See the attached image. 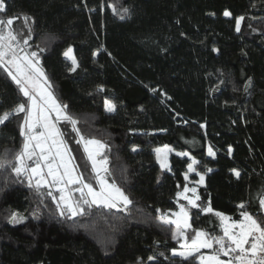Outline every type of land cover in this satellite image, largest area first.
<instances>
[{
	"label": "trees",
	"instance_id": "1",
	"mask_svg": "<svg viewBox=\"0 0 264 264\" xmlns=\"http://www.w3.org/2000/svg\"><path fill=\"white\" fill-rule=\"evenodd\" d=\"M5 2L0 19L20 17L13 27L22 24L29 32L22 17L32 18L29 42L53 95L78 120L85 140L104 145L108 182L131 203L84 206L82 214L61 216L51 197L10 168L0 170V264H199V253L187 260L172 256L176 228L159 219L176 208L190 162L171 153V170L163 169L155 149L164 145L198 161L191 180L205 177L198 203L210 201L214 211L188 208L189 236L195 229L221 235L215 212L239 220L241 202L264 219V0ZM111 5L130 12L120 19ZM225 10L232 15L224 16ZM239 16L245 19L237 32ZM69 47L75 71L64 56ZM26 99L0 69V115ZM106 100L114 111L106 110ZM23 119L21 113L0 126V154L9 150V159L23 143ZM57 127L77 170L95 184L80 136L66 121ZM13 213L24 219L15 223Z\"/></svg>",
	"mask_w": 264,
	"mask_h": 264
},
{
	"label": "snow or ice",
	"instance_id": "2",
	"mask_svg": "<svg viewBox=\"0 0 264 264\" xmlns=\"http://www.w3.org/2000/svg\"><path fill=\"white\" fill-rule=\"evenodd\" d=\"M114 14L119 15L120 19H124L130 12L128 8H121L117 11L115 5H111ZM7 12L5 0H0V13ZM224 16H231L229 10H225ZM15 19L20 17H9L8 19H0V69L11 78L18 87L20 94L27 98L25 102L17 104L12 110L4 112L0 115V126L4 125L12 117L24 113L23 123L20 125V134L23 137V143L12 158H8L9 150L0 154V170L11 169L17 178L23 177L27 180L30 188L35 189L41 196L51 197L57 202V208L60 215L63 216L65 211L72 216L82 214L85 210L84 206L104 205L109 208L118 207L119 203H123L125 207L131 203L129 198L124 194L122 189L114 182L109 183L104 175L107 168V161H97L96 156L99 155V149L104 147L99 141L94 139L85 140L80 135L79 128L76 127L78 120L74 118L68 111L67 105L60 104L53 95L52 84L46 73L40 65V57L37 51H28L30 47L28 39H18L21 34L16 32L11 26ZM24 24L28 27L29 21L32 20L28 15L22 17ZM244 16L236 17L235 30L240 32L241 24ZM34 22V21H33ZM40 52L44 49H40ZM73 49L69 47L64 52V56L71 59V71H75L79 66L74 55H71ZM97 53H93L96 55ZM251 86V80L246 86ZM102 90V88H101ZM155 91V89H152ZM107 111H114L116 105L111 101H105ZM63 120L72 125L73 131L80 136L78 143L84 142L85 151L88 153V159L92 162V169L96 173V182L99 184V191L93 187L91 183L85 181L82 173L76 171L77 166L73 163L74 157L71 156V149L63 138V133L57 127L58 123ZM203 127V125H202ZM88 145H95V150H90ZM136 149L134 148L133 151ZM172 151L168 145L163 148L155 149L157 158L161 160V167L171 168L167 163V157L161 159L160 154L163 151ZM229 155L232 148H228ZM178 156H189L188 152H178ZM208 155L215 156L212 146L208 147ZM194 158L187 165L188 172H194V165L197 164ZM211 172L212 169H207ZM239 178L240 172L236 169L232 170ZM198 184H204L205 177L199 174ZM188 173H185L187 180ZM69 185H79L74 190L80 193L79 200H73L67 189ZM47 188L44 193L42 189ZM53 189L59 193V198L54 195ZM188 193L192 195L189 196ZM178 198L183 197L191 208H200L205 213H212L214 210L210 205L202 207L198 203L200 196L196 187L189 188L184 186L182 192H177ZM260 208L264 211V198L259 200ZM241 209V219L229 223L230 217L224 213L215 212V215L221 219L222 235L212 236L201 229H195L194 235L189 238L186 230L192 227L190 223L189 210L183 204L180 205L179 212L173 213L175 220L166 218L167 214H162L159 219L165 224H175V232L172 239L179 241L183 239L181 249L172 250V256H179L184 260L193 257L194 253H199L200 249H211L210 255H196L195 259L199 264H264V219H258L256 215L246 210V204L241 202L238 206ZM13 221L20 223L24 217L18 213H13ZM160 255H163L161 253ZM223 257V258H222ZM156 257L149 256L148 260H154Z\"/></svg>",
	"mask_w": 264,
	"mask_h": 264
},
{
	"label": "rangeland",
	"instance_id": "3",
	"mask_svg": "<svg viewBox=\"0 0 264 264\" xmlns=\"http://www.w3.org/2000/svg\"><path fill=\"white\" fill-rule=\"evenodd\" d=\"M11 27H12L16 32H18V33L21 34L20 36H18V39H20V40H22V39H28V43H29L30 47H29L27 50H28V51H34V50L32 49V47H31L30 42H29V41H30V33H29L28 31L22 29V24L19 25V26H17V28H15V27H13V26H11ZM71 55H73V54H71ZM66 58H67V57H66ZM68 59H69V58H68ZM69 60H71V59H69ZM61 121H63V120H61ZM100 143H101V142H100ZM101 144H102V143H101ZM102 145H103V144H102ZM83 147H84V150H85V144H84V142H83ZM88 147H89L90 150H95V149H96V146H95V145H88ZM157 148H163V146H159V147H157ZM157 148H156V149H157ZM102 150H103V147L99 149V155L96 156L97 161L105 160V158L102 156V152H103ZM178 152H179V151H175V150H172V151H167V150H165V151H163V152L160 154V156H161V159H162L164 156H166V157H167V163L169 164V161H168V157H169V155H170L171 153H175V154H177ZM85 153H86V155L88 156V153H87L86 151H85ZM156 155H157V153H156ZM187 157L190 159V162H189V163H191L193 158H192L190 155L187 156ZM157 159H158V158H157ZM89 161H90V160H89ZM158 161H159V163H160V165H161V160L158 159ZM73 163H74V160H73ZM74 164H75V163H74ZM90 164H91V169H92V162H91V161H90ZM105 167H106V165H105ZM163 169L168 170V168H163ZM76 171L79 173V171H78L77 169H76ZM92 171H93V169H92ZM93 172H94V171H93ZM186 172L188 173V178H187V180L185 179V183H184V185L182 186V188H181L178 192H182V191H183V188H184L185 185H187L189 188L196 187L197 189H198L199 186L203 185V184H198V183H197V181H199V178H200L199 173L197 174V179H196V180H191V179L189 178V176H190V174L194 173L195 171H194V172H188V168H187V171H186ZM94 174H95V177H96V173H95V172H94ZM101 174L104 175L105 179L108 181V179H107V174H106V173H101ZM91 184H92V183H91ZM92 185H93L94 188H96L97 191H99L100 186H99V184L96 182V179H95V184H92ZM76 187H79V185H69V186H68V189H67L68 193L71 195V197H72L73 200H79V199H80V193L74 190ZM53 191H54V192H53L54 195L57 196V200H58V198H59V193L56 192L55 189H53ZM198 194H199V193H198ZM188 195L191 196L192 194H191V193H188ZM263 198H264V196H263ZM54 202H55V204L57 205V202H56V201H54ZM175 203H176V208H175V209H173V210H167V211H165V212H162V213L160 214V216H161L162 214H167L166 218H169V219H171V220H175L176 217L173 215V213L179 212V210H180V205H181V204H183L186 208H190V206L188 205V202H187L186 200H184L183 197L178 198V197L176 196V197H175ZM118 205H123V203H119ZM225 215H226V214H225ZM226 216L230 217V220L228 221L229 223H231V222H233V221H238V220L233 219V217L230 216V215H226ZM240 219H241V218H240ZM240 219H239V220H240ZM173 225L175 226V224H173ZM222 227H223V225H222V222H221V219H220L221 235H222ZM187 230H188V229H187ZM187 230H186V235H187L189 238H191L194 234H193L192 236H189ZM183 242H184V241H183V239L181 238V239L178 241V245H177L176 250H178V251L183 250V249H181V244H182ZM210 254H212V250H211V249H200L199 255H210Z\"/></svg>",
	"mask_w": 264,
	"mask_h": 264
},
{
	"label": "built area",
	"instance_id": "4",
	"mask_svg": "<svg viewBox=\"0 0 264 264\" xmlns=\"http://www.w3.org/2000/svg\"><path fill=\"white\" fill-rule=\"evenodd\" d=\"M223 258V257H222Z\"/></svg>",
	"mask_w": 264,
	"mask_h": 264
},
{
	"label": "crops",
	"instance_id": "5",
	"mask_svg": "<svg viewBox=\"0 0 264 264\" xmlns=\"http://www.w3.org/2000/svg\"><path fill=\"white\" fill-rule=\"evenodd\" d=\"M263 198V197H262Z\"/></svg>",
	"mask_w": 264,
	"mask_h": 264
}]
</instances>
